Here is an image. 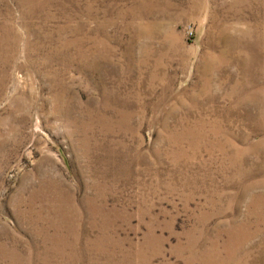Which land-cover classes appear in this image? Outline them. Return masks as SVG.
<instances>
[{"label":"rangeland","instance_id":"rangeland-1","mask_svg":"<svg viewBox=\"0 0 264 264\" xmlns=\"http://www.w3.org/2000/svg\"><path fill=\"white\" fill-rule=\"evenodd\" d=\"M0 264H264V0H0Z\"/></svg>","mask_w":264,"mask_h":264},{"label":"built area","instance_id":"built-area-1","mask_svg":"<svg viewBox=\"0 0 264 264\" xmlns=\"http://www.w3.org/2000/svg\"><path fill=\"white\" fill-rule=\"evenodd\" d=\"M186 33H187V35H188V37L191 39V38H193L194 37V34H195V29H194V27L193 26H189V27H187V29H186Z\"/></svg>","mask_w":264,"mask_h":264}]
</instances>
